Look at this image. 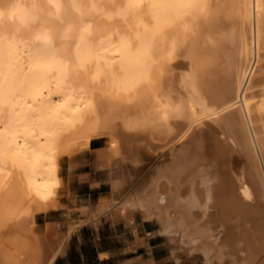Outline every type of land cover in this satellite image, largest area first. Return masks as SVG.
Here are the masks:
<instances>
[{
  "label": "bare ground",
  "instance_id": "bare-ground-1",
  "mask_svg": "<svg viewBox=\"0 0 264 264\" xmlns=\"http://www.w3.org/2000/svg\"><path fill=\"white\" fill-rule=\"evenodd\" d=\"M99 139L94 167L120 175L84 215L155 221L185 260L264 264V0H0V264L64 253L74 228L38 218Z\"/></svg>",
  "mask_w": 264,
  "mask_h": 264
},
{
  "label": "crops",
  "instance_id": "crops-1",
  "mask_svg": "<svg viewBox=\"0 0 264 264\" xmlns=\"http://www.w3.org/2000/svg\"><path fill=\"white\" fill-rule=\"evenodd\" d=\"M88 165L91 169L74 173L72 182L69 181L71 195L64 200L66 208L60 210L63 212L62 215L45 218L43 220L44 227L46 228V225L50 224L52 233L65 236L72 226L75 232H71L68 240L78 239L81 243V251L86 247L84 238L90 237L95 240V245L91 249L92 257L88 259L82 252L79 256L80 259L78 258L79 264H111L112 262L119 264H158L152 255L141 256V252L147 248H153L152 241L161 236L151 227L152 222L150 220L136 215L133 222L125 225L127 222L120 218L104 215L99 219H94L90 218L89 214L84 215L80 211L85 202H94L88 192L100 190L107 184V182H102L99 186L93 185V182L97 180L98 170L94 169L91 163ZM82 174L87 175V177L80 178ZM83 191L85 193H82ZM98 200L99 198L96 201ZM131 225L133 226L131 227ZM65 249L64 257L73 256L72 246H66ZM75 255L78 256V252Z\"/></svg>",
  "mask_w": 264,
  "mask_h": 264
},
{
  "label": "rangeland",
  "instance_id": "rangeland-1",
  "mask_svg": "<svg viewBox=\"0 0 264 264\" xmlns=\"http://www.w3.org/2000/svg\"><path fill=\"white\" fill-rule=\"evenodd\" d=\"M105 146H107V140L106 139H99V140L93 141L89 148L83 150L80 154H78L77 159H76V163H75L76 168L74 170L70 169L71 168L70 160L68 158L65 160L63 175L66 177L68 184L70 182H72V178L74 177V173L81 172V171H87V170L91 169L88 165L90 163L94 167L93 161H94L96 151L100 148L105 147ZM153 157H154V155H153ZM153 157L150 156L148 158H144L145 160H143L144 162L141 163L142 165H140V170H138L137 175L135 174L132 177L133 181L130 183L129 186L128 185L125 186L124 191H126V193H121L122 198L125 196V194L127 195L128 191L132 192L144 179H146L150 175V173L154 170V168L157 166V164H159L161 159H158V157L157 158H153ZM235 165H236V168H239L242 165V161L236 160ZM94 169L98 170V174H97L98 177H97L96 181H100L101 183L107 182V184L104 187H102V189H100V190L88 192L91 194V198L94 200V202H91V203L85 202L82 206L86 205V206H89L91 209H93L94 205L99 203V201L101 200V197L103 195L102 193H105V194L110 193L111 181L120 175V171L118 169H113L112 171L111 170L97 169L95 167H94ZM69 178H70V180H69ZM69 188L71 189L70 184H69ZM69 193L71 195V190L69 191ZM82 193H85V191H83ZM67 197L68 196L65 195L64 200H66ZM98 198H99V200L96 201ZM114 210H115V208L110 210L111 212L109 211L104 215L105 216L110 215V216L116 217V215L113 214ZM59 213H63V212H58V215L56 214L57 216L54 215V217H58L59 215H61ZM104 215H102V216H104ZM139 216L141 217V215H139ZM44 219H45V217H39L38 218V220L41 222V224H44L43 223ZM151 222H152L151 227L153 229L157 230L158 224L155 221H151ZM84 244H86V247H84V249L81 251L80 250L81 243L78 239L68 240V242L66 243L64 248H66V246H69V245L72 246L73 256H70L67 258V257H64L63 255L61 256V254H60L59 259H57L56 263H54V264H79L80 263V260H79L80 257L79 256L82 252L85 253V255L88 257V259L91 258L92 257L91 249H92V246L95 245V240H92L90 237H86V238H84ZM152 246H153V248H147L146 250H143L141 252V256L142 255H150V256L152 255L156 258L158 264H203L202 259H200V260L199 259L198 260H195V259L185 260L183 257L177 255V251H173L171 249V247L165 241V238L163 236L155 238L152 241ZM76 252H78V256L75 255ZM111 264H119V263L118 262H115V263L112 262Z\"/></svg>",
  "mask_w": 264,
  "mask_h": 264
}]
</instances>
